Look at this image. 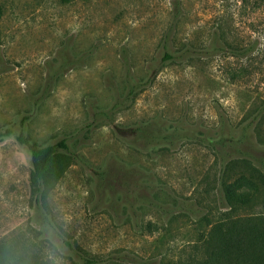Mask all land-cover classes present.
<instances>
[{
    "label": "rangeland",
    "instance_id": "rangeland-1",
    "mask_svg": "<svg viewBox=\"0 0 264 264\" xmlns=\"http://www.w3.org/2000/svg\"><path fill=\"white\" fill-rule=\"evenodd\" d=\"M0 9V242L52 264L183 260L198 219L226 210L221 183L264 164V4ZM19 138L65 143L54 186L30 183Z\"/></svg>",
    "mask_w": 264,
    "mask_h": 264
},
{
    "label": "trees",
    "instance_id": "trees-1",
    "mask_svg": "<svg viewBox=\"0 0 264 264\" xmlns=\"http://www.w3.org/2000/svg\"><path fill=\"white\" fill-rule=\"evenodd\" d=\"M258 1L264 4V0ZM164 58L171 59L168 54ZM19 140L30 153V183L47 189L54 186L72 161L65 143L39 146ZM229 167L222 175L227 177ZM244 167L246 174L221 183L226 210L217 216L209 213L198 219L199 227L207 228L191 243L185 258L176 264H264V212H257L258 207H264V164L257 168L248 164ZM0 264L52 263L16 252L14 246L0 242Z\"/></svg>",
    "mask_w": 264,
    "mask_h": 264
}]
</instances>
